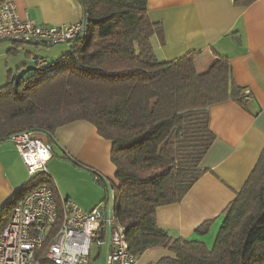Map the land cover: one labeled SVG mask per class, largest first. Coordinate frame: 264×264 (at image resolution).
<instances>
[{
    "label": "trees",
    "instance_id": "obj_1",
    "mask_svg": "<svg viewBox=\"0 0 264 264\" xmlns=\"http://www.w3.org/2000/svg\"><path fill=\"white\" fill-rule=\"evenodd\" d=\"M79 1L88 15L87 37L72 40L57 61L35 57L46 66L34 63L36 70L17 89L18 72L0 88V143L29 130L53 150L59 127L86 120L112 142L117 183L104 178L102 186L114 188L116 218L134 254L161 246L172 256L156 264H264V149L224 209L213 247L172 237L157 222L158 208L180 202L207 172L200 165L216 140L210 106L227 100L246 106L229 58L218 55L204 73L196 67L197 51L160 61L152 37L162 36L163 27L150 20L148 0ZM252 1L236 0L244 6ZM20 47L14 42L9 55ZM65 154L74 166L99 174ZM42 184L56 194L46 172L31 177L1 209L0 230L17 202ZM211 225L207 221L196 232L207 234ZM99 241L105 244L106 233Z\"/></svg>",
    "mask_w": 264,
    "mask_h": 264
},
{
    "label": "crops",
    "instance_id": "obj_2",
    "mask_svg": "<svg viewBox=\"0 0 264 264\" xmlns=\"http://www.w3.org/2000/svg\"><path fill=\"white\" fill-rule=\"evenodd\" d=\"M11 1L21 18L39 24L71 25L84 16L79 0ZM148 15L153 23L163 27L162 36L156 33L152 37L160 61H171L189 51H197L196 67L204 73L218 55L226 56L234 82L251 92L246 106L234 100L210 106V129L216 140L200 165L207 172L180 202L157 210L158 225L172 237L200 240L211 248L222 224L224 209L242 189L264 149V0H253L245 6L236 0H148ZM0 40V88L26 61L32 64V57L52 56L50 52L39 54L32 48L34 43H26L16 55H9L18 41ZM23 50L25 59L21 60ZM56 53L61 57L65 50L58 49ZM55 139L68 156L99 173L94 175L74 166L63 159L66 154L61 152L60 162L65 165L60 172L56 170L57 197L72 199L85 210L93 209L107 197L101 179L117 183V169L111 161L112 142L100 136L97 128L86 120L59 127ZM27 175L14 142H1L0 210L30 179ZM207 221H212L208 233L198 234V227ZM170 256L168 249L157 246L140 255L137 264H156Z\"/></svg>",
    "mask_w": 264,
    "mask_h": 264
},
{
    "label": "built area",
    "instance_id": "obj_3",
    "mask_svg": "<svg viewBox=\"0 0 264 264\" xmlns=\"http://www.w3.org/2000/svg\"><path fill=\"white\" fill-rule=\"evenodd\" d=\"M88 15L76 24L49 26L20 17L16 4L0 0V39L55 45L87 37ZM46 66L32 57V64ZM247 100L249 89L244 90ZM29 178L47 172L50 147L29 130L10 136ZM107 197L91 210L68 198H58L48 185L37 186L20 199L8 223L0 230V264H90L92 245L106 233V264H137L127 229L116 218L114 188L106 184ZM0 210V218H1ZM102 247V246H100Z\"/></svg>",
    "mask_w": 264,
    "mask_h": 264
},
{
    "label": "rangeland",
    "instance_id": "obj_4",
    "mask_svg": "<svg viewBox=\"0 0 264 264\" xmlns=\"http://www.w3.org/2000/svg\"><path fill=\"white\" fill-rule=\"evenodd\" d=\"M21 45L22 46L26 45V43H21ZM71 46L72 44L70 42L55 44L51 46L34 43V47H32L31 45L29 46V49H31V47L33 49H37V52L39 54H41V52H44V54H46L47 52H50L52 56L50 57L49 56L47 57V55H42V56H45L44 58L47 62H52V61H57L60 58V55L56 53L58 49L61 50L63 48L66 52L70 49ZM20 55H21L20 59L22 60L25 56V51L24 50L21 51ZM26 62H27V65H31V61H26ZM53 152L55 156H54V159L50 161L49 164L47 165L46 174L48 175L49 179L52 180V182L54 183V180L56 181L58 180L57 174L58 172L61 171V167L65 165L62 162H60L61 161L60 154L61 152L65 153V151L62 149V147L59 144H54ZM56 170L58 171L57 174H56ZM26 178L28 179L29 175H27ZM106 253H107V245L103 244L102 247H100L99 242L95 241L91 249V256H90L91 264H106Z\"/></svg>",
    "mask_w": 264,
    "mask_h": 264
},
{
    "label": "water",
    "instance_id": "obj_5",
    "mask_svg": "<svg viewBox=\"0 0 264 264\" xmlns=\"http://www.w3.org/2000/svg\"><path fill=\"white\" fill-rule=\"evenodd\" d=\"M37 66L31 64V65H27L25 66L23 69H21L15 76V88H18L19 82L21 81V79L28 74L29 72H32L34 70H36ZM57 141V140H56ZM57 144H59L57 142ZM50 149L52 150V147H50Z\"/></svg>",
    "mask_w": 264,
    "mask_h": 264
}]
</instances>
